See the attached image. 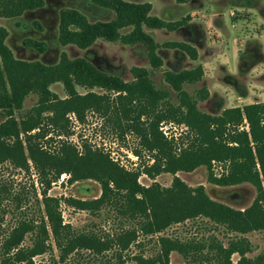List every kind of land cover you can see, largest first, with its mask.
Returning <instances> with one entry per match:
<instances>
[{
    "label": "trees",
    "instance_id": "16d2710c",
    "mask_svg": "<svg viewBox=\"0 0 264 264\" xmlns=\"http://www.w3.org/2000/svg\"><path fill=\"white\" fill-rule=\"evenodd\" d=\"M91 1L112 11L114 17L91 23L76 10H62L58 26L61 46L85 50L97 40L124 46L141 44L147 51L149 66L153 70L161 69L163 62L156 54L159 45L143 27L172 29L183 25L185 19L167 24L150 15L149 4ZM43 5V0H0V18H19ZM128 27H132V33L122 34L121 31ZM7 35V30L0 26V109H13L19 116L5 115L0 123V166L8 163L24 172L33 167L43 216L39 225L23 221L12 229L0 248L1 264H34L33 258L52 252L47 243L51 239L62 263L81 250L101 257L116 247V264H124L126 258L122 254L136 243L139 233L153 236L173 224L200 217L239 234L264 231V103L227 109L219 116L201 115L196 111L195 102L181 89L183 83L201 78V67L162 73L164 82L180 97V106L175 108L167 101L160 103L169 94L155 88L145 68H131L132 81L125 82L99 71L83 58L69 59L65 53L54 65L18 60L5 43ZM23 44L38 52L45 50L44 44L30 39ZM165 47H178L191 60L196 59L194 48L188 44L166 43ZM55 84L62 85L65 98H59L50 90ZM78 88L85 89L86 93L80 94ZM94 89L103 93H95ZM29 95L37 97L36 104L24 110L23 104ZM89 112L102 117L121 137L126 131L141 137L143 146L153 152L154 164L145 168L149 178L161 173L192 172L201 166L210 171L211 163L217 161L228 170L220 178L210 173V182L222 187L251 184L257 192L253 204L243 212L233 210L211 201L202 187L190 188L177 177L170 188L156 184L144 188L138 183L137 173L126 171L108 154L92 150L88 145L83 146L82 152L64 141L58 149L47 148L53 141L52 132H56V137L68 136L71 116L77 123H84ZM163 121L185 123L191 129L194 139L186 149L177 153L172 142L164 138L159 131V123ZM63 174L69 175L70 184L90 179L101 189L100 196L90 201L63 199L68 206L95 212L107 205H118L121 215L136 222L139 228L124 231L116 240L109 236L104 239L94 234H76L62 220L61 199L48 195L51 186ZM28 233L33 234V245L24 247ZM159 245L157 255H134L132 260L136 264H170L172 252L185 255L188 250L195 249L166 238H160ZM249 251L247 241L231 242L227 248L218 245V264H233L230 260L233 254L240 257L236 264H264V254L246 259Z\"/></svg>",
    "mask_w": 264,
    "mask_h": 264
},
{
    "label": "rangeland",
    "instance_id": "374dc122",
    "mask_svg": "<svg viewBox=\"0 0 264 264\" xmlns=\"http://www.w3.org/2000/svg\"><path fill=\"white\" fill-rule=\"evenodd\" d=\"M43 1L42 9H47L49 2V5L56 8L57 12V16L41 15L45 16L47 25L52 27L49 32L52 51L47 54L44 61L40 57L31 56L18 49L21 36L25 33L19 25L30 22L38 23L37 16L40 13L25 17L26 13L36 12L30 11L20 18H0V26L4 27L8 33L5 43L18 60L54 65L59 62L62 53H65L69 59L87 57L91 58V62L99 66V69L106 74L125 82L132 81L131 68L142 67L149 71L155 88L168 92L169 97L160 103L167 101L175 108L180 106V97L177 91L164 82L162 73L173 72V68L189 70L201 67L202 76L199 80L181 85L182 91L186 92L195 102L196 111L201 115L219 116L227 109H243L247 105L264 103V0H183L180 3V0H174L178 4H185L183 7L189 11L191 8L196 10L195 12L191 10L188 14L184 13L185 16H181L179 21L183 19L193 21L205 34H203L204 38L199 39L200 47H195L181 35L173 39L159 37L157 39L159 47L165 46L166 43H187L194 48L196 59L194 62L186 58L182 63L176 64L178 58L174 59L170 52L158 71L150 68L146 52L141 46L130 47L120 43H103L94 46L88 52H81L73 46L60 47L58 19L56 18L65 6L61 5L60 0H57L55 5L53 0ZM196 3H201L202 11ZM141 4L149 3H138L137 5ZM74 5L75 8H82V14L91 23L109 21L114 17V14L107 9L103 15H96L93 9L84 5L81 0H75ZM59 9L61 10L58 11ZM143 30L145 32V27ZM132 31V27H128L121 33L130 34ZM25 37L31 38V35L26 33ZM42 44L45 45V42ZM97 58H102L101 62H97ZM50 90L61 99L66 97L61 84L52 85ZM78 92L85 94L86 90L78 88ZM93 92L103 93L98 89H94ZM111 97L113 99L114 95L112 94ZM36 100L35 95H29L23 104L24 110L35 106ZM10 114L14 117L19 116L13 109H0V123L4 120L3 116ZM70 120L68 136L56 137V132H50L53 141L47 145L48 149H58L61 141L74 145L80 152L84 145H88L92 150H100L108 154L110 159L126 171L137 173L138 183L144 188L154 184L164 189L170 188L173 179L177 177L190 188L202 187L211 201L236 211L243 212L249 208L257 196L255 187L249 183L230 187L212 184L209 180L210 173H213V177L220 178L228 170V167H223V163L217 161L211 163L210 171L205 166H201L192 172L181 171L175 175L161 173L154 178H149L145 175V168L154 164L153 152L143 146L140 136L133 131H126L121 137L119 132L105 123L102 117L90 112L86 114L84 123H77L72 116ZM245 128L248 131L246 122ZM159 131L167 141L172 142L177 153L186 149L194 139L191 129L185 123L163 121L159 123ZM257 169L260 172L259 167ZM260 178L262 179L261 175ZM68 179L69 175L63 174L58 182L51 186L48 195L61 199L62 220L65 224H69L76 234H94L104 239L109 236V239L116 240L124 231L139 228L136 222L121 215L118 205H107L95 212L82 211L68 206L63 199L90 201L101 194L100 185L94 180H79L70 184ZM262 186L264 189L263 182ZM42 216L43 206L39 195L37 175L33 167H30L29 172H24L8 163L1 165L0 248L12 229L18 227L23 221L39 225ZM160 238L178 241L183 246L195 247V249L188 250L185 255L172 252L169 257L170 264H218V245L227 248L231 242L235 241H247L250 251L246 253V259H254L264 254V231L239 234L230 232L222 225L207 218L200 217L181 224H173L153 236H143L139 233L136 243L122 254L126 258L124 264H136L131 258L134 255L145 257L157 255L160 249ZM47 243L51 245L52 252L36 256L33 258L34 264H116L117 261L116 247H114L115 249H111L101 257L81 250L70 255L68 260L62 263L58 259V251L52 239ZM32 245L33 234L28 233L22 246L31 247ZM239 259L238 254H233L230 258L233 264H236Z\"/></svg>",
    "mask_w": 264,
    "mask_h": 264
},
{
    "label": "flooded vegetation",
    "instance_id": "af4514ba",
    "mask_svg": "<svg viewBox=\"0 0 264 264\" xmlns=\"http://www.w3.org/2000/svg\"><path fill=\"white\" fill-rule=\"evenodd\" d=\"M48 1V0H47ZM52 1V0H51ZM83 2L84 5H86L87 7L93 9L94 13L96 15H103L104 14V11L106 8H103L97 4H95L94 2H92L91 0H81ZM246 1H251V0H246ZM52 2H54V5L56 4L57 0H53ZM61 2V5L65 6L64 7V10H76L78 12H80L82 14L81 11L82 8H75V0H60ZM47 9H37L35 10L36 12L35 13H26L24 16L25 17H31L33 14H39L37 16L38 18V24L35 23L33 24L34 22H30L29 24H20V28L22 29L23 32V35L21 36V42H20V45L18 46V49H20V51H22L23 53H28L29 55L31 56H34V57H40L42 61L46 60V56L47 54L52 51L51 47H50V36H49V32L51 30V26H48L47 25V20L44 18L45 16H41V15H47V14H51V15H56V8H52V5H49V2L47 4ZM58 5V4H57ZM57 7V6H56ZM61 9H59L58 11H60ZM108 10V9H107ZM110 11V10H108ZM112 12V11H111ZM179 8H177L175 5L169 7L168 9H164L162 12H161V15L167 19H169V21H166L167 23H176L179 21V19H175V17L178 16L179 14ZM113 13V12H112ZM114 14V13H113ZM57 16V15H56ZM85 16V15H84ZM20 18V17H19ZM172 18V19H171ZM58 19V26H59V16L58 18H56V20ZM49 21V19H48ZM164 21V20H163ZM97 22V21H96ZM40 26V28H39ZM185 27V29L183 30V34L186 39L189 41V43H193L196 46L200 47V38H204L203 34H205V32H203L201 30V28L197 25V24H194L193 22L191 21H188L186 20L185 23L181 26H178V27H175V28H172V29H167V28H161L159 30H165L167 34H170V33H174V32H178L179 29H181L182 27ZM45 30V31H44ZM28 33L31 35V38H27L25 37V34ZM176 35V34H175ZM33 40V41H36L38 43H44L45 42V45H46V49L43 51V52H38L36 51L34 48L32 47H27L25 46L23 43L25 40ZM97 41H101V40H97ZM59 42V41H58ZM47 43V44H46ZM101 43H106V42H103L101 41ZM184 43V42H183ZM107 44H114V43H107ZM187 44V43H186ZM60 45V44H59ZM98 45V44H97ZM122 45V44H121ZM93 46V45H92ZM133 46H141L142 48H144L145 52H146V59H147V62H148V57H147V51L145 49L144 46H142L141 44H136V45H133ZM60 47H63L60 45ZM66 47V46H64ZM132 47V46H130ZM77 49V48H76ZM92 48H87L85 50H80L82 52H85V51H89L91 50ZM79 50V49H78ZM160 52V54L163 56L164 59H166L167 55L170 54V52L172 53V57H177V62L176 64H180L182 63V61L186 60V58L188 60H190L189 56L183 51L181 50L180 48L178 47H165L164 45L160 46L157 48L156 51ZM87 54V53H86ZM79 58H83L85 60H87L88 62H90L96 69H98L99 71L103 72L102 70L99 69V66L97 65H94L92 62H91V58H87V57H79ZM76 59V58H75ZM97 62H101L100 59L102 58H97ZM161 59V58H160ZM162 60V59H161ZM163 62V60H162ZM42 63V62H41ZM165 62H163L164 64ZM163 66V65H162ZM136 67V66H135ZM139 68H142V67H139ZM151 68V67H150ZM162 68V67H161ZM152 69V68H151ZM173 72H180L182 71L183 69H180V70H177L176 68H173ZM153 70V69H152ZM185 70V69H184ZM187 70V69H186ZM172 72V71H171ZM103 73H106V72H103Z\"/></svg>",
    "mask_w": 264,
    "mask_h": 264
},
{
    "label": "crops",
    "instance_id": "0c3cea01",
    "mask_svg": "<svg viewBox=\"0 0 264 264\" xmlns=\"http://www.w3.org/2000/svg\"><path fill=\"white\" fill-rule=\"evenodd\" d=\"M124 2H131V3H135V4H138V3H149V4H151V12H150V14L152 15V16H154V17H157V18H159V19H161V20H164V21H169V19H167V18H165V17H163L162 15H161V12L164 10V9H168L169 7H171V6H173V5H175L177 8H179V14H178V16L177 17H175V19H179V18H181V16H185V14H188V12H190L191 10V12H195L196 10H194V9H190V11L189 10H187V9H185L183 6L185 5V4H178L176 1H174V0H123ZM196 4H198V7L200 8V10L202 11V5H201V3H196ZM200 5V6H199ZM205 9V8H204ZM200 12V11H199ZM185 13V14H184ZM172 19V18H171ZM191 22H193V21H191ZM185 27L186 26H184V27H182L181 29H179V31L176 33V32H174V33H170V34H167L166 33V31L165 30H159V29H148V28H145V32H146V34L148 35V36H150L153 40H154V42L156 43V44H158V41H157V39L159 38V37H171L172 39L173 38H176L175 36H180L181 35V37H183V39H186V37L184 36V35H182L183 34V30L185 29ZM176 34V35H175ZM186 41H187V39H186ZM189 42V41H188ZM97 44H103V43H101V41H96L94 44H93V46H91L90 48H93L94 46H96ZM82 52V51H81ZM156 54L163 60V62H165L164 61V58H163V56L160 54V52H159V50L158 51H156ZM195 62V61H194Z\"/></svg>",
    "mask_w": 264,
    "mask_h": 264
}]
</instances>
